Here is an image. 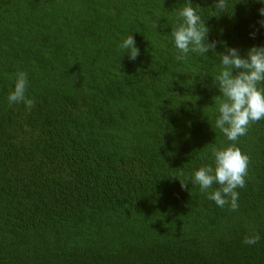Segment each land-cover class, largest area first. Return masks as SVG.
Masks as SVG:
<instances>
[{
    "label": "trees",
    "instance_id": "16d2710c",
    "mask_svg": "<svg viewBox=\"0 0 264 264\" xmlns=\"http://www.w3.org/2000/svg\"><path fill=\"white\" fill-rule=\"evenodd\" d=\"M184 3L0 0V264H264V120L216 128L218 53L179 60L171 37ZM192 3L217 52L264 45L258 0ZM20 71L30 110L8 102ZM229 143L249 157L237 211L191 182Z\"/></svg>",
    "mask_w": 264,
    "mask_h": 264
},
{
    "label": "clouds",
    "instance_id": "9594fccd",
    "mask_svg": "<svg viewBox=\"0 0 264 264\" xmlns=\"http://www.w3.org/2000/svg\"><path fill=\"white\" fill-rule=\"evenodd\" d=\"M237 2L238 0H214L210 16L234 14V4ZM258 2L261 5L258 8L261 17L258 23L264 28V0ZM202 12L199 5L193 6L192 0H185L176 10L171 37L179 53V60H185L190 53L201 56L210 51L218 53L220 66L212 78V83L220 93L213 97L218 112L215 126L228 141L235 142L247 134L251 124L264 120V45L249 47L245 55H241L237 48L227 45L224 46L225 51L217 52V42L208 39L209 28L201 17ZM250 35L254 38L255 33ZM120 48L127 51L131 60L139 55L131 34L122 40ZM26 87L27 74L23 71L16 73L14 88L8 94L10 105L23 103L27 110L33 107L35 101L26 97ZM212 161L194 169L191 182L198 185L201 192L217 206L223 208L227 205L232 211H237V189L246 187L249 157L235 143H229L212 147ZM214 184L219 187L214 188ZM181 187L186 188L187 185L181 183ZM258 240L259 235L254 232L244 237L246 245H254Z\"/></svg>",
    "mask_w": 264,
    "mask_h": 264
}]
</instances>
